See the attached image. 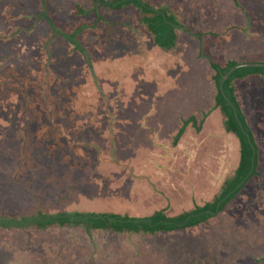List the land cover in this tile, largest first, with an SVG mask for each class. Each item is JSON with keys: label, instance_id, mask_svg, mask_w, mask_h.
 Here are the masks:
<instances>
[{"label": "rangeland", "instance_id": "374dc122", "mask_svg": "<svg viewBox=\"0 0 264 264\" xmlns=\"http://www.w3.org/2000/svg\"><path fill=\"white\" fill-rule=\"evenodd\" d=\"M95 1L0 5V216L31 215L39 205L49 213L144 218L157 210L183 213L188 208L175 203H192L196 191L207 196L203 203L214 200L233 176L239 150L237 137L209 118L217 96L210 60L221 66L235 60L242 66L237 72L247 74L234 83L257 146V174L215 217L175 232L0 227V264H264V74L258 78L264 72L251 66L264 65V0H143L166 8L184 26L170 52L158 49L133 6H98L104 19L85 29L79 45L54 35L51 23L36 17L44 11L57 29L73 32L96 23L94 13L78 10L92 9ZM72 74L81 76L89 96L68 108L60 88L73 89ZM70 109L78 111L75 121L56 113ZM181 110L193 114L192 129L180 116L178 132L183 129V145L196 149L197 160L168 171L154 155L167 159L174 150L167 147L162 155L164 147L148 148L177 127ZM224 120L221 112L223 128ZM227 152L233 156L224 166ZM40 155L41 162L35 161ZM213 161L219 175L206 187ZM169 172L176 175L171 181Z\"/></svg>", "mask_w": 264, "mask_h": 264}, {"label": "trees", "instance_id": "16d2710c", "mask_svg": "<svg viewBox=\"0 0 264 264\" xmlns=\"http://www.w3.org/2000/svg\"><path fill=\"white\" fill-rule=\"evenodd\" d=\"M3 4H7L8 6L9 0H4L0 3L1 6H3ZM29 4L31 5V3ZM44 4L45 0H42V5ZM98 6L109 8L114 11H122L125 7L129 6L137 8L141 13V24L146 30L147 34L152 36L153 42L158 47V49L160 48L167 52H170L176 46L178 40L177 29H185L180 21L177 20L175 15L171 14L166 8H154L143 0H97L95 1V6L88 11L84 10L83 8H78L79 12L85 15L94 13L96 15L97 21L96 23L91 24H81L73 32L57 29L51 17L44 11L36 17L38 20L43 18L48 24L50 22L51 27L53 26L54 35L62 36L63 38L67 39V41L78 44V37H80L85 29H94L96 24L104 19L102 15L98 13ZM84 50L85 49L82 51ZM210 66L215 71L214 77L216 79L217 96L215 100V107H217L225 117L224 124L226 132L234 134L237 137V148L239 150L237 167L234 171V174L230 179L224 182L220 194L214 198V200L206 202L200 206L195 204V208L190 210H188L189 208L185 209L183 213L167 215L164 210H157L152 215L144 218H135L128 215L122 216L117 213L106 214L101 212L49 213L48 211H44L42 206L35 205L37 210H35V206L34 209L28 206L29 210L35 211V213L31 215L23 214L21 216H0V227L14 231V229H25L32 226H35L41 230H47L49 227L55 225L60 227L74 225L81 226L86 230L105 229L119 233L135 232L156 234L159 232H175L178 230L195 227L222 212L225 207L236 198L246 183L257 174L258 158L257 146L255 145L252 134L249 131L248 124L241 113V108L238 106L239 102L235 96L234 80L238 78H244L247 74H240L237 72V69L242 66L238 65V63L235 61H229L224 66H221L213 60H210ZM251 66L255 67V72L257 73L264 72V65ZM66 69V67L62 68L61 71L66 74ZM72 69L73 68H70V72H72ZM227 72H229V75L226 79H223L225 73ZM263 74L264 73L261 75ZM79 78H81V76H75L72 74L70 81H72V83L73 81H76L74 82L73 89H68L67 91L66 88H60L61 91H64V93L61 95L62 98L64 97V100H66V103H63V107H75L77 99L81 98H84L82 105L86 103L85 99L87 96H89V92L87 89L83 88V80ZM67 84L66 82H63L62 85ZM79 108H81V106ZM187 123L188 122H186V124ZM182 133L183 129L180 130L175 136V142L178 141ZM40 158L41 159L35 157V161L42 160L41 155ZM36 164L37 162L34 164L32 163L31 165L34 166ZM37 170L39 171L40 175L42 172H44L42 168H39V166L37 167ZM51 174L52 172H50L48 169L47 176L52 181V177L50 176ZM172 179L173 177L171 176L170 180ZM46 188L50 189L49 186H46ZM40 192L45 193L44 191ZM40 196L42 195H39V197Z\"/></svg>", "mask_w": 264, "mask_h": 264}, {"label": "crops", "instance_id": "0c3cea01", "mask_svg": "<svg viewBox=\"0 0 264 264\" xmlns=\"http://www.w3.org/2000/svg\"><path fill=\"white\" fill-rule=\"evenodd\" d=\"M203 24H205V22L203 23ZM206 25V24H205ZM218 32V31H217ZM178 34V38H180V33H177ZM228 61H235V60H228ZM236 62V61H235ZM214 71V70H213ZM214 75H215V73H214ZM258 76H261V77H258V78H263V76L262 75H258ZM251 77V76H250ZM237 80H239V79H236V81ZM234 85H235V96H236V90H237V88H236V86H238V84L236 85L235 83H234ZM236 98H237V100H238V102L240 103V105H241V108L243 107L242 106V104H241V102L239 101V99H238V96H236ZM216 108L217 107H214V109H215V111H214V113H212L211 114V116L209 117V118H212V119H214V120H217V123L216 124H219V126L220 127H222V130L223 131H226L225 130V125H224V128H223V125H221V121H220V118H221V111H219V110H216ZM243 109V108H242ZM71 112H73V113H71ZM85 114H87L88 112H91V111H83ZM56 113H58L59 115H58V117L59 116H61L62 114H71V116L70 115H68V117H70V118H72V119H74V121H75V117H77L75 114L76 113H78V111L77 110H71V111H69V112H67L66 110H58V111H56ZM92 113H93V111H92ZM123 115H125V114H123ZM180 116L182 117V118H184L185 117V119L187 120L186 122H188L187 124H188V126L187 127H189V128H191L192 129V126H191V124L189 125V123H190V120L189 119H191V117L193 116V114L192 113H190V114H188V113H186V112H184V111H182L181 110V112H178V114H177V116H176V118L178 119L177 121V127L176 128H173V131L172 132H170V134H169V136L167 137V135H165L166 137H164L163 139H160L159 138V140H157V139H154L153 140V142H154V144H152V145H149L150 146V148H148V149H150V150H152L153 152L154 151H157V150H162L163 149V147H164V151H163V153H162V155L164 154L165 155V150L167 149V147H169V149L171 148V149H173L174 150V152H170V151H167V159H165V158H163V159H161V156H160V154H159V156L158 155H154V157H155V160H158V162L160 163V164H165V166L167 167L165 170H168V171H170L169 169H174V168H177V167H179V164L181 165V163L183 162V165L184 166H187L188 165V167H190L196 160H197V157H196V152H195V148H192V149H189V148H185V146L183 145V141H184V136H181L180 138H181V140L178 142H175V136L177 135V133H178V129H179V127L181 126V124H180V126H178L179 125V123H180ZM184 116V117H183ZM128 118H131V116L129 115V117ZM127 118V119H128ZM251 118V117H250ZM249 117L247 118V119H250ZM223 122V121H222ZM215 123V122H214ZM214 125V124H213ZM127 127V126H126ZM250 127H252L251 125H250ZM190 129V130H191ZM67 130V129H66ZM66 130H64L63 128H62V132H60L61 134H64V133H66ZM186 133H188V131H186ZM171 135V136H170ZM61 136V135H60ZM173 140H174V142H173ZM68 141H70V139L68 140ZM162 142V143H161ZM226 144V149H227V151L229 152V149H230V143H225ZM238 149V148H237ZM227 152V157L225 158V164H224V166H227V165H229V160H230V157L231 156H233V154L232 153H228ZM225 154H226V152H225ZM165 157V156H164ZM224 160V159H223ZM216 161V160H215ZM181 162V163H180ZM213 164L211 165V166H213V167H211L208 171H209V173L208 172H206L205 173V175L207 176V180H205V184H207V186L206 187H208V186H210V183L211 182H214L216 179H214V175L215 174H217V175H219L218 174V172H217V170L215 171V167H217L216 165H218L216 162H215V165H214V161L212 162ZM258 163H259V160H258ZM236 166V165H235ZM206 167V166H205ZM210 167V166H209ZM217 169V168H216ZM236 169V168H235ZM205 171H206V168H205ZM165 174H169V176H168V179H169V181H171L170 180V178H171V176L173 177H175L176 175L175 174H172L171 172H169V173H165ZM174 187H176V186H174ZM209 189H211V187L209 188ZM197 192L198 191H196V193L194 194V196L192 195V197L191 198H193V200H192V203H190V202H188L186 205H184V203L182 202V201H178V203L176 204L175 203V206H179V207H184L185 206V208H189L191 205H193V203L194 204H196V205H203L204 203H203V201H205L206 199H208L207 198V196L205 195V194H203L204 193V191H200V195L199 196H197ZM240 193V192H239ZM241 194H244L243 192L241 193ZM246 195L247 194H249V193H245ZM204 195V196H203ZM245 197V196H244ZM243 197V198H244ZM196 198L199 200V198L201 199V201H200V204H199V201H197L196 200ZM250 198V197H249ZM235 199H237V196H236V198ZM238 199H240V197H238ZM234 200V199H233ZM243 200V199H242ZM242 202V201H241ZM203 203V204H202ZM181 210H179L178 212H180Z\"/></svg>", "mask_w": 264, "mask_h": 264}, {"label": "water", "instance_id": "95a60500", "mask_svg": "<svg viewBox=\"0 0 264 264\" xmlns=\"http://www.w3.org/2000/svg\"><path fill=\"white\" fill-rule=\"evenodd\" d=\"M227 78V76L225 77V79Z\"/></svg>", "mask_w": 264, "mask_h": 264}]
</instances>
